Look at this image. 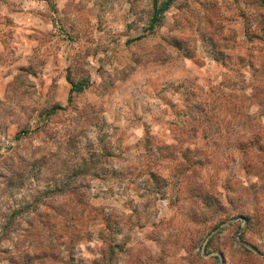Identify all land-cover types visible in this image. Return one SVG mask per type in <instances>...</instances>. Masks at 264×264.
<instances>
[{"label": "rangeland", "instance_id": "1", "mask_svg": "<svg viewBox=\"0 0 264 264\" xmlns=\"http://www.w3.org/2000/svg\"><path fill=\"white\" fill-rule=\"evenodd\" d=\"M165 1L0 0V264H264V0Z\"/></svg>", "mask_w": 264, "mask_h": 264}, {"label": "trees", "instance_id": "2", "mask_svg": "<svg viewBox=\"0 0 264 264\" xmlns=\"http://www.w3.org/2000/svg\"><path fill=\"white\" fill-rule=\"evenodd\" d=\"M172 1L173 0H166L165 2H164V4H163V6H161L157 11H156V13H155V15H154V21L152 20V22H155L156 20H158V18L160 17V14L165 10V9H167L169 6H170V4L172 3ZM152 26H153V23L151 24V29H152ZM71 82V84H72V88H71V92H73V91H81V90H83V86H82V84H77V83H74L73 81H70ZM61 109V108H63L62 106H60V105H58V106H56L54 109H53V111L52 112H55V110L56 109ZM18 123V122H17ZM19 124V123H18ZM195 163V165H198L197 163H199V162H194Z\"/></svg>", "mask_w": 264, "mask_h": 264}]
</instances>
